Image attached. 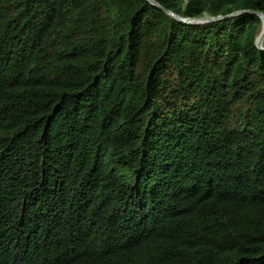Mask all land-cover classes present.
I'll use <instances>...</instances> for the list:
<instances>
[{
  "label": "trees",
  "instance_id": "1",
  "mask_svg": "<svg viewBox=\"0 0 264 264\" xmlns=\"http://www.w3.org/2000/svg\"><path fill=\"white\" fill-rule=\"evenodd\" d=\"M261 25L182 23L147 0H0V264H264Z\"/></svg>",
  "mask_w": 264,
  "mask_h": 264
},
{
  "label": "water",
  "instance_id": "2",
  "mask_svg": "<svg viewBox=\"0 0 264 264\" xmlns=\"http://www.w3.org/2000/svg\"><path fill=\"white\" fill-rule=\"evenodd\" d=\"M148 2H150L151 4L159 7L160 9H162L166 14L170 15L171 17H173L174 19H176L179 22L182 23H189V24H201V23H207V22H211V21H215V20H219L225 17H230V16H234V15H238L241 13H253L256 12L258 14V16L261 19L262 25L260 28V32L257 35L256 39H255V45L256 47L260 50L264 52V45H263V41H264V14L262 12L259 11H253V10H238L236 12L227 14V15H218V16H201V17H182L179 16L177 14H175L174 12L166 9L165 7L161 6L159 3H157L155 0H147Z\"/></svg>",
  "mask_w": 264,
  "mask_h": 264
}]
</instances>
